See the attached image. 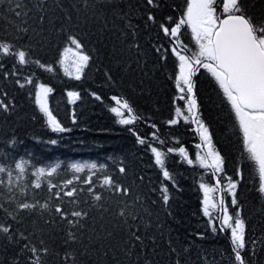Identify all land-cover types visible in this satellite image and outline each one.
<instances>
[{"label": "snow or ice", "instance_id": "6c2138e0", "mask_svg": "<svg viewBox=\"0 0 264 264\" xmlns=\"http://www.w3.org/2000/svg\"><path fill=\"white\" fill-rule=\"evenodd\" d=\"M13 2L15 8L9 10L15 17L22 18L21 24L24 25H17L16 31L25 35L31 31L37 36L48 29L58 31L64 46L57 63L66 76L80 80L94 58L79 32L67 27L73 23V16L65 9L62 0H52L51 9L48 0H35L33 8L38 14L32 18L35 27L27 26L28 14L32 9L25 11L27 5L23 0H9V3ZM80 2L86 13L92 10L87 19L95 18L96 23L103 21L96 35L97 44L107 47L106 41L113 40L112 54L109 56L112 67L104 71L108 81H114L116 73L134 72L147 66V61L143 59L146 55L145 43L141 37L155 30V37L149 36L148 47L162 66L174 57L177 71L172 78L178 91L177 99L186 101V108L176 107L175 117L167 123L177 125L183 120L195 124L201 141L196 148L201 152L196 154L194 161L184 147L161 150L129 128L136 135L137 143L152 154L154 164L163 177L159 189H152L159 192L158 199L152 200L149 205L140 191L145 179L143 176L138 177L140 184H137L135 180L125 183L113 175L104 174L97 185L93 179L98 169L96 163H72L68 167L73 177L58 184L52 178L61 169L60 163L30 165L24 157L17 158L13 151L7 150L9 146L14 149L17 143L9 138L4 144L6 150L3 156H0V244L3 251H10L12 255L10 258H0V264H21V260L24 264H85V258L90 259L93 252H102L107 257L114 249L122 251L129 261L135 255V264H141V259L143 264H153L145 253L148 247L145 241H151L152 252L155 253L159 247L157 233L160 237L165 235L163 222L158 214L154 215L153 206L159 204L167 216L173 215L170 185L165 183L171 182L175 186L174 176L166 165L168 154L178 151L187 164L198 163L202 168L211 169L213 175L224 172L225 158L216 148L198 104L193 77L200 69L211 75L218 89L220 106L227 109L232 117L233 129L238 132L242 143V156L251 164L257 177L255 191L262 202L259 211L264 214V0H185L183 11L176 17L159 15L166 6L164 0H138L135 10L140 13L143 29L139 23H133L131 4L125 11L116 0H105L102 6L111 7L114 16L112 28H109L103 12L97 9L96 0ZM71 7L80 12L76 3ZM56 10L63 15L56 16ZM116 20L123 21V28L114 31ZM188 30L195 42V51L182 39ZM161 37L167 38V42L161 43ZM125 54L128 60L122 59ZM0 58H3L0 71L4 80L14 78L13 82L19 89L33 87L35 104L46 118L47 126L55 133L70 131L50 110L49 94L53 89L44 83L36 84L35 72L23 75L25 69L32 66L46 72H52L53 66L35 57V49L30 43L19 44L11 40H0ZM7 61H11L10 70L5 69ZM67 96L72 103L80 99L75 91H69ZM92 96L97 101L102 100L95 92ZM111 99L116 106L111 107L110 111L119 118V124L134 125L140 119L127 99L115 95ZM15 109V98L7 90L0 91V113L11 114ZM152 127L156 126L153 124ZM151 137L160 145L165 144L157 132L151 133ZM50 142L57 143L54 139ZM30 166V174L35 177L30 182L32 192L29 191V183H25ZM99 168L104 169L106 165L101 164ZM85 169L89 174L83 177L75 175L85 173ZM118 173L126 179L128 167L122 161L118 165ZM236 175L242 180L243 170L237 169ZM240 180L228 178L230 207L223 197L217 202L210 196V193L217 191L216 187L201 183L199 187L204 192L202 212L204 217H208V227L213 235L223 233L227 236L232 264H254L257 253L264 252V231L260 237L250 234L249 220L243 215L237 192ZM216 184H220L219 178ZM44 189L48 196L41 202L34 190ZM93 211L98 213L99 221H104L106 214L111 215V220L99 223L97 227L98 220L92 215ZM26 220L30 221V227H25ZM217 220L219 225L215 223ZM114 230H119L121 234L115 244L112 243L116 234ZM197 236L205 238L204 233H197ZM166 242L169 255L175 256L172 264H186L183 257L189 253V248L178 249L170 234ZM204 264H215V261H208L204 257Z\"/></svg>", "mask_w": 264, "mask_h": 264}, {"label": "trees", "instance_id": "16d2710c", "mask_svg": "<svg viewBox=\"0 0 264 264\" xmlns=\"http://www.w3.org/2000/svg\"><path fill=\"white\" fill-rule=\"evenodd\" d=\"M104 2L105 0H96L97 9L103 12L109 28H112L114 19L112 9L103 7ZM23 3L27 5L25 11L32 9L28 14L27 26L35 27L32 20L38 15L33 8L35 0H23ZM62 3L73 16V23L67 27L73 32H79L94 58V62L90 63L89 69L85 70L80 80L66 76L63 68L57 63L59 53L64 46L61 34L50 29L39 36L31 31L27 35L18 33L16 26L23 27L24 25L21 24L22 18L15 17L14 13L9 10L15 8V3L0 0V40H11L19 44L30 43L35 49V57L53 66L52 72L32 66L30 69H25L23 75L35 72L34 82L36 84L44 83L53 89V92L49 94L50 110L63 127L70 129L64 133L53 132L47 126L46 118L39 112L38 105L35 104L33 87L19 89L13 82L14 78L4 80L3 72L0 71V91L7 90L11 97L15 98L16 104L13 113H0V156H3L6 150L5 142L9 138L15 139L17 143L14 149L9 146L7 150L13 151L17 158L24 157L30 165L35 166L61 164L58 174L52 178L53 182L58 184L64 179L73 177L74 174L68 167L72 163H96L98 169L93 179L97 185L104 174L113 175L125 183L135 180L137 184H140L138 177L143 176L145 179L140 191L147 203L151 205V201L157 200L159 196V192H154L152 189H159L163 177L159 168L154 164L152 154L145 151V146L137 143L136 135L129 131V128L134 129L136 134L146 138L153 143V146L161 150L166 151L168 147L182 146L189 153V158L194 161L196 154L201 152L196 148L201 141L199 134L195 131V124L185 123L183 120L177 125L167 123L169 119L175 117L176 107L186 108V101L177 99L178 91L172 78L177 71L173 63L174 57L163 66L157 60L148 47L149 36L155 37L156 35L153 29L141 37L142 42L145 43L146 55L143 59L147 61V66L134 72L116 73L115 80L108 81L104 76V71L112 67L109 56L112 54L113 40L106 41L107 47L96 42V35L103 21L96 23L95 18L87 19L91 16L92 10L89 9L86 13L80 0H62ZM73 3L77 4L80 9L79 13L71 7ZM116 3L121 5L125 11L128 10L129 4L133 5V23H139L143 29L140 13L135 10L138 0H116ZM164 3L166 6L159 13L161 17L179 16L185 7V0H164ZM48 6L52 8V0H48ZM54 14L63 15L59 10H56ZM45 27L48 28L47 25ZM120 28H123V21L116 20L114 31ZM116 34L118 35L119 32L116 31ZM182 39L189 48L196 50L190 30L185 31ZM160 42L166 43L167 38L161 37ZM122 59L128 60L129 57L125 54ZM0 61H3V58H0ZM11 66V61L5 62L6 70H10ZM194 81L198 104L203 114L202 118L210 128L216 148L225 158L224 172L218 175L219 185L222 189H226L228 178L240 180V177L236 175L237 169L243 170L244 178L240 180L237 189L239 200L243 207V215L249 220L250 234L260 237L264 231V214L259 211L262 202L255 191L257 177L251 164L242 156V143L238 132L233 129L232 117L227 109L220 106L217 96L218 89L206 70L200 69L194 76ZM69 91L79 93L80 99L75 103L70 102L67 96ZM93 92L100 95L102 100L97 101L92 96ZM114 95L127 99L134 107L136 114L140 117L134 125L125 126L118 123L119 118L110 111L111 107L116 106L115 101L111 99ZM73 117H75V123ZM126 117L127 113H125ZM153 124L155 128L152 127ZM153 132H157L159 138L165 141L164 145L152 140L151 133ZM53 139L57 141L56 144L50 142ZM121 161L128 167L126 179L118 173V165ZM101 164L106 165V168L100 169ZM166 165L175 180V186H172L171 182H165L170 185L173 215L167 216L159 204L153 206L154 215L158 214L163 222L165 235L160 237L157 233L159 247L155 253L152 252L151 241H145L148 246L145 249L147 257L153 261V264H172L175 256L169 255L166 242L170 234L176 241L175 246L178 249L189 248V253L183 257L186 264H204V257L208 261H215V264H232L227 236L223 233L213 235L208 227V217H204L202 212L203 190L199 185L205 183L211 186L214 182L216 183L217 179H213L212 173L200 167L198 163L187 164L178 151L168 154ZM31 171L30 166L29 174L25 179V183H29L30 192L33 191L30 182L35 179L31 176ZM86 174H89L87 169L85 173L75 175L83 177ZM77 186L81 185L77 184ZM34 191L38 193L36 198L41 202L48 196L46 189ZM225 196L229 197L227 194ZM92 215L97 217V227L99 223L111 220L110 214L105 215L104 221H99L98 213L95 211ZM215 223L219 225L218 220ZM30 226V221L26 220L25 227ZM108 226L111 227V224L109 223ZM114 231L116 234L112 240L113 244L120 239L121 235L119 230ZM152 231L155 232V229ZM197 233H204L205 238L200 239ZM11 255L10 251H3L2 244H0V258H10ZM135 260V255L129 261L122 251L114 249L107 257H104L102 252H93L90 259L85 258V264H135ZM21 264H24L23 260ZM141 264H143V259H141ZM254 264H264V252L257 253Z\"/></svg>", "mask_w": 264, "mask_h": 264}]
</instances>
